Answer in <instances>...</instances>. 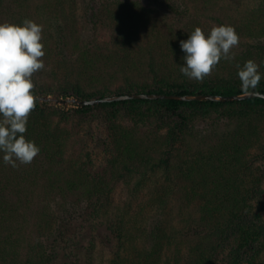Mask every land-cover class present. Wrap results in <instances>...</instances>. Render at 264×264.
Returning <instances> with one entry per match:
<instances>
[{
	"label": "trees",
	"instance_id": "obj_1",
	"mask_svg": "<svg viewBox=\"0 0 264 264\" xmlns=\"http://www.w3.org/2000/svg\"><path fill=\"white\" fill-rule=\"evenodd\" d=\"M254 2L240 13L233 5V18L221 0H0V23L43 25L35 95H231L242 93L236 64L248 60L262 74L254 90L264 92V0ZM214 25L235 28V59L190 80L180 41ZM94 113L106 125L98 167L85 134ZM26 127L41 150L34 161L13 168L0 153V264H59L67 245L66 264H218L223 252L225 264H264L263 97L133 98L71 110L37 102ZM120 181L126 199L113 195ZM147 186L149 212L137 199ZM170 219L178 227L169 229ZM89 228L104 233L85 242Z\"/></svg>",
	"mask_w": 264,
	"mask_h": 264
},
{
	"label": "clouds",
	"instance_id": "obj_2",
	"mask_svg": "<svg viewBox=\"0 0 264 264\" xmlns=\"http://www.w3.org/2000/svg\"><path fill=\"white\" fill-rule=\"evenodd\" d=\"M43 25L25 19L23 24L0 23V153L5 165H29L40 148L26 138L27 123L35 110L34 74L45 69ZM239 35L231 25L212 26L208 33L196 27L180 41L185 53L180 72L198 82L211 75L219 62L234 60ZM243 95H250L262 79L259 65L248 60L236 64Z\"/></svg>",
	"mask_w": 264,
	"mask_h": 264
},
{
	"label": "rangeland",
	"instance_id": "obj_3",
	"mask_svg": "<svg viewBox=\"0 0 264 264\" xmlns=\"http://www.w3.org/2000/svg\"><path fill=\"white\" fill-rule=\"evenodd\" d=\"M221 2H229V10L230 12L233 10V5L236 6L237 8V11L239 10V13L247 6H252L255 2L254 0H221ZM225 3H223L224 5ZM186 5L188 6V9H192L194 7V4L189 1V2H186ZM231 7V8H230ZM194 9V8H193ZM218 10H220L218 8ZM217 10V11H218ZM237 13H233L231 12V16L233 18L237 17ZM162 23V22H161ZM167 23L169 24V21H167ZM170 26V24H169ZM42 95H45V94H42ZM46 95H52V96H55V97H59V96H56V95H53V94H46ZM114 95V94H112ZM71 97V96H70ZM93 98H97V97H93ZM41 104L45 105V104H57V105H61V104H58L54 101H49L47 103H44L43 101L40 102ZM65 110H71L72 108H75L77 107V105L75 104H69L68 108L67 106H64V105H61ZM86 119V122H85V134H86V142L88 144V148L92 151V154H93V165H95V167H98V166H101L102 163L105 161L104 160V152H103V146H102V141L104 139V136H105V129H106V125H105V121L103 119V117L101 116V114H91L89 115ZM206 125V126H205ZM205 127H208L207 123L203 124L202 125V128H205ZM132 185V192L135 191L134 189V182ZM149 186V185H148ZM145 187L144 189L142 190H139L137 193L138 195V198L140 197V199H142L143 201H146L148 202L149 201V197H150V189L149 187ZM129 191L130 193V188L127 190L126 188V185L124 182L120 181L116 188L114 189V197H116L117 199L122 197H125L124 199L127 198V196H130V195H124V191ZM182 195V194H181ZM180 193L176 194L175 195V200L172 202L173 204V207L177 208V206L180 204V200L179 198L181 197ZM135 198H133V196L131 197V200L129 198V201L133 203V206H132V212L134 213V211H136L135 213H138L139 212V205L137 203V200L135 201L134 200ZM134 201V202H133ZM144 203V202H143ZM146 209L145 211L148 209H150L149 205H150V202L148 203H145L144 204ZM152 208H153V203H152ZM157 205H155L154 208H156ZM153 208V209H154ZM152 212V210H151ZM152 219H156V218H159V219H162V218H165L166 215L164 214H159L160 217H154V216H157V215H154L152 214ZM178 220L177 219H170L168 221V226L170 227L169 229H174L176 227H178ZM181 225V224H180ZM98 229V228H97ZM91 230V231H90ZM84 239H85V242H88L89 241V237L91 235V233L93 234V236H95L94 238H97L98 237V240H99V236L100 234L99 233H104V229L103 228H99L98 230H93L92 228H89L87 230L84 231ZM89 232V234H88ZM95 234V235H94ZM97 243H99V241H97ZM146 247L147 248L149 246L148 242L145 243ZM112 254V253H111ZM70 257V246L67 245V246H63L62 249L60 250V254H59V264H66V262L68 261ZM225 253L223 252L222 254H219L218 256V264H225ZM224 262V263H222Z\"/></svg>",
	"mask_w": 264,
	"mask_h": 264
},
{
	"label": "water",
	"instance_id": "obj_4",
	"mask_svg": "<svg viewBox=\"0 0 264 264\" xmlns=\"http://www.w3.org/2000/svg\"><path fill=\"white\" fill-rule=\"evenodd\" d=\"M250 95H243V93L237 94H214V93H187V94H180V93H159V92H133V93H124V94H114V95H107L104 97H97V98H80L75 96L69 97H55L52 95H36L37 102L43 101L47 103L49 101H54L58 104L69 106V104H75L77 106H85V105H94L102 102H111V101H118V100H127L133 98H147V99H179V100H216V101H233V100H243L247 98L253 97H263L264 92L262 91H255L251 90Z\"/></svg>",
	"mask_w": 264,
	"mask_h": 264
}]
</instances>
